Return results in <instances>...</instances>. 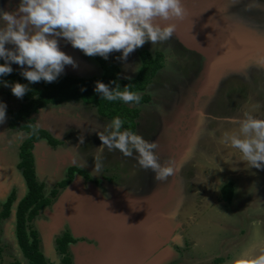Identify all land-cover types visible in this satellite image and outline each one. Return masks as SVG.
<instances>
[{
    "label": "rangeland",
    "instance_id": "obj_1",
    "mask_svg": "<svg viewBox=\"0 0 264 264\" xmlns=\"http://www.w3.org/2000/svg\"><path fill=\"white\" fill-rule=\"evenodd\" d=\"M19 3L0 0V9L15 11ZM183 3L187 15L173 21L169 40L154 46L146 42L126 61L117 59L120 52L108 57L119 68L118 80L136 78L142 52L151 60L159 58L160 68L136 91L148 100L127 105L139 110L134 132L158 143L155 151L162 163L174 162L167 180L158 181L151 169L140 168L119 150L105 147L98 154L102 141L97 130L103 129L97 125L111 120L94 105L64 102L34 115L35 124L37 118H60L57 130L65 137L57 145L38 140L33 155L35 178L49 204L28 230L36 233L48 264H62L65 256L69 264H228L264 247V168L248 166L238 160V151L219 142L222 131L235 127L228 118L242 117L244 111L264 118V64L258 63L264 57V0ZM57 39L77 65H66L61 75L92 78L103 73L94 56ZM11 67L21 70L16 63ZM20 101L0 86V102L6 104V119L0 123V211L9 194H15L9 217L0 220V264H29L15 235L16 205L27 193L17 167L16 140L23 133L9 130L8 114ZM70 168L71 183L60 187ZM226 184L229 202L221 196ZM64 235L70 237L65 254L58 247Z\"/></svg>",
    "mask_w": 264,
    "mask_h": 264
},
{
    "label": "clouds",
    "instance_id": "obj_2",
    "mask_svg": "<svg viewBox=\"0 0 264 264\" xmlns=\"http://www.w3.org/2000/svg\"><path fill=\"white\" fill-rule=\"evenodd\" d=\"M186 15L183 0H20L15 11L0 9V58L4 60L0 64V76L12 73L11 63H16L29 83L56 81L66 65L77 66L73 57L60 49L57 37L87 56L108 59L115 51L121 53L117 59L126 61L146 42L151 41L154 46L169 40L176 27L173 21L183 20ZM6 44L15 47L6 48ZM258 63L264 64V57ZM3 83L11 87L17 98H23L29 90L19 82ZM94 91L108 101L120 100L129 105L139 104L142 99V94L130 91L129 85L121 90L119 84L110 88L97 81ZM252 108L258 109L259 104ZM5 119L6 104L0 102V123ZM228 122L235 127L222 131L219 142L238 151V160L245 161L248 166L264 168V118L244 111L242 117L228 118ZM122 126L119 117L103 126L97 125V129H103H94L102 141L97 148L98 154L103 153L105 147L110 151L119 150L125 157L134 158L140 168L151 169L158 181L173 175L174 162H161L155 151L159 147L155 140L122 130ZM83 142L81 135L80 143ZM94 171L100 172L99 164ZM228 264H264V247L255 255L235 256Z\"/></svg>",
    "mask_w": 264,
    "mask_h": 264
},
{
    "label": "trees",
    "instance_id": "obj_3",
    "mask_svg": "<svg viewBox=\"0 0 264 264\" xmlns=\"http://www.w3.org/2000/svg\"><path fill=\"white\" fill-rule=\"evenodd\" d=\"M142 63L136 78H126L118 80L119 68L112 64L108 59L97 55L94 58L99 63L103 73L92 78H77L60 75L56 81L47 83L41 80L38 83H29L20 73L21 70H13L12 73L0 76V86L9 94L11 87L5 86L4 81L9 84L19 82L27 85L28 91L21 98L20 105L16 109L9 111L10 121L9 127L13 130L23 131L26 134L25 139L19 147L18 157L19 163L17 167L21 169L22 176L27 187V193L21 200L18 201L15 210V235L17 245L22 256L27 259L29 264H48L39 250V242L36 233L33 230H28L30 223L44 207L49 204V200L43 196L42 185L36 181L33 162V146L40 139L44 138L50 145H57L46 131L36 127L33 115L38 113L40 109L47 105H59L64 102L81 101L85 104H91L96 107L97 113L109 120L119 117L123 121L122 130L128 129L135 131L137 126L136 118L139 115L137 108H130L127 104L120 100L108 101L94 91L97 81L108 84L110 88H115L119 84L121 90L126 85H129L130 91H142L148 81L155 75L160 68L159 58L149 59L146 52L141 53ZM4 62H0L2 64ZM115 81L116 83H110ZM146 96H142L140 105L147 101ZM75 170V169H74ZM77 173L87 174L81 170H75ZM73 178V169L70 168L65 180L59 183L60 187H65L71 183ZM222 200L229 202L231 200L228 184L224 185L221 192ZM15 201V194L11 192L2 204L0 211V220L7 219L10 215L11 205ZM65 237V238H64ZM59 243V252L65 254L66 241L70 240L68 235H64ZM220 260H216L219 264ZM62 264H69V258L65 256Z\"/></svg>",
    "mask_w": 264,
    "mask_h": 264
},
{
    "label": "crops",
    "instance_id": "obj_4",
    "mask_svg": "<svg viewBox=\"0 0 264 264\" xmlns=\"http://www.w3.org/2000/svg\"><path fill=\"white\" fill-rule=\"evenodd\" d=\"M19 105H20V103H19ZM60 105V104H59ZM19 107V106H18ZM16 109V108H15ZM10 110H12V109H10ZM9 110V111H10ZM9 111H8V114H9ZM40 113H41V109L38 111V114L40 115ZM37 114V113H36ZM36 114H34V115H36ZM37 114V115H38ZM34 115H33V117H34ZM61 119L60 118H57L56 119V121H53L52 119L48 122V120L46 119V118H44V117H42V118H37V124H36V126L38 125L39 127L38 128H46V129H50L51 131L49 132L50 133V135H51V137L54 139V140H56V141H58V140H60V141H63L64 139H65V137H64V135H63V132H61V131H58L57 130V127H58V123H59V125H60V123H61V121H60ZM62 125V124H61ZM10 131H12L13 129H9ZM14 131H17V132H19V133H23L21 136V138H22V140H16V144H19V145H21V143L23 142V140L25 139V137H26V134L23 132V131H18V130H14ZM13 135V137L15 138V134H12ZM24 135V136H23ZM16 139V138H15ZM42 140H46V139H42ZM63 142H65V141H63ZM58 143H59V141H58ZM67 143H69V142H67ZM37 144H38V142H36L35 144H34V146H33V149H32V152H33V155H35V150H36V148H37Z\"/></svg>",
    "mask_w": 264,
    "mask_h": 264
},
{
    "label": "flooded vegetation",
    "instance_id": "obj_5",
    "mask_svg": "<svg viewBox=\"0 0 264 264\" xmlns=\"http://www.w3.org/2000/svg\"><path fill=\"white\" fill-rule=\"evenodd\" d=\"M51 119H52L53 121H56L57 118H54V117L50 116L49 119H48V122H49ZM39 129H42V130L46 131V132L50 135V133H49V132L51 131L50 129H46V128H45V129H44V128H39ZM50 136H51V135H50ZM42 139H44V138H40L39 140H42Z\"/></svg>",
    "mask_w": 264,
    "mask_h": 264
},
{
    "label": "water",
    "instance_id": "obj_6",
    "mask_svg": "<svg viewBox=\"0 0 264 264\" xmlns=\"http://www.w3.org/2000/svg\"><path fill=\"white\" fill-rule=\"evenodd\" d=\"M69 185V184H68Z\"/></svg>",
    "mask_w": 264,
    "mask_h": 264
}]
</instances>
